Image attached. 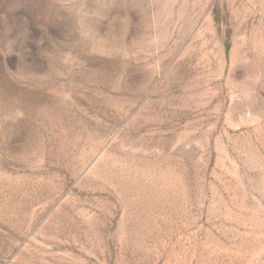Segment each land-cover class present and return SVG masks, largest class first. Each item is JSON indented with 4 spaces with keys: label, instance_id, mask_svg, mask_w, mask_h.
Listing matches in <instances>:
<instances>
[{
    "label": "rangeland",
    "instance_id": "1",
    "mask_svg": "<svg viewBox=\"0 0 264 264\" xmlns=\"http://www.w3.org/2000/svg\"><path fill=\"white\" fill-rule=\"evenodd\" d=\"M0 264H264V0H0Z\"/></svg>",
    "mask_w": 264,
    "mask_h": 264
}]
</instances>
